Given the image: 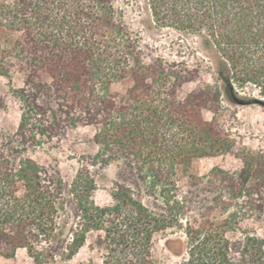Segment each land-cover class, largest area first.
<instances>
[{"label": "trees", "instance_id": "1", "mask_svg": "<svg viewBox=\"0 0 264 264\" xmlns=\"http://www.w3.org/2000/svg\"><path fill=\"white\" fill-rule=\"evenodd\" d=\"M116 1L0 0V76L24 77L18 127L0 134V255L66 261L95 233L104 264H157L153 238L172 229L185 236L181 264H264V239L244 226L264 218V148L236 149L219 122L224 102L264 98V0H135L176 58L142 44ZM250 86L260 97L240 94ZM79 126L94 128L97 150L68 183L33 155ZM226 154L241 167L190 172ZM112 163L113 203L100 205Z\"/></svg>", "mask_w": 264, "mask_h": 264}, {"label": "rangeland", "instance_id": "2", "mask_svg": "<svg viewBox=\"0 0 264 264\" xmlns=\"http://www.w3.org/2000/svg\"><path fill=\"white\" fill-rule=\"evenodd\" d=\"M116 6L122 15V19L130 30L141 38V43L145 46L157 48L171 58H176L171 53V48L167 44L169 39H165L164 34L148 31L142 24V12L135 0H117ZM167 41V42H166ZM146 48V47H145ZM176 53V50H172ZM23 74L13 73L10 80L5 76H0V134L14 132L19 124L22 111V104L14 92V88L22 85ZM203 80L212 82L209 72H203ZM200 82H190L184 85L185 92L190 91ZM130 83L123 81L113 85L115 91H124ZM242 96L260 97L256 87L250 86L240 91ZM207 119L212 118V113L205 110ZM220 124L227 128L231 136L236 141V149L247 147L251 149L264 148V106L260 104L230 105L223 103V109L219 116ZM94 128L91 126H79L66 132L60 145L52 149H38L33 155L35 159L43 163L58 165V168L65 177L66 182H70L79 166L81 155L93 154L97 147L92 141ZM59 161V162H58ZM58 162V163H57ZM221 166L225 169L237 170L241 167V161L232 154L217 157H205L193 162L190 172L202 176L206 175L213 166ZM118 167L112 163L98 173L97 189L93 192L94 200L100 205H110L113 203L109 190L117 181ZM187 180L182 175L181 186H187ZM244 226L256 228L259 236L264 239V218L261 222H245ZM184 233L180 230L168 229L158 233L153 238L152 252L157 264H181L182 252L186 244L183 241ZM95 233H91L87 242L69 260L57 258L54 262L46 264H104V252L97 248L94 243ZM169 246V247H168ZM0 264H35L25 248L17 250L12 258L0 255Z\"/></svg>", "mask_w": 264, "mask_h": 264}, {"label": "water", "instance_id": "3", "mask_svg": "<svg viewBox=\"0 0 264 264\" xmlns=\"http://www.w3.org/2000/svg\"><path fill=\"white\" fill-rule=\"evenodd\" d=\"M256 102L264 106V98H262V99H257ZM241 103H244V102L241 101Z\"/></svg>", "mask_w": 264, "mask_h": 264}]
</instances>
